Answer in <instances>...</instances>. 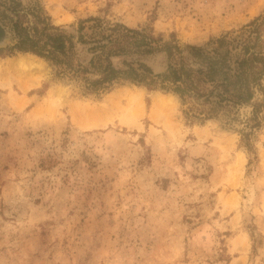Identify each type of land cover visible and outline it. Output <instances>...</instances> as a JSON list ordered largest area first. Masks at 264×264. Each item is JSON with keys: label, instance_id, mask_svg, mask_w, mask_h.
I'll list each match as a JSON object with an SVG mask.
<instances>
[{"label": "rangeland", "instance_id": "1", "mask_svg": "<svg viewBox=\"0 0 264 264\" xmlns=\"http://www.w3.org/2000/svg\"><path fill=\"white\" fill-rule=\"evenodd\" d=\"M40 2L70 33L100 16L182 47L264 15V0ZM1 29L0 48L12 46ZM144 61L167 68L164 51ZM83 85L37 54L0 55V264H264V120L247 139L246 123L186 117L173 91L120 81L87 94ZM124 91L140 95L141 111L78 125L75 109Z\"/></svg>", "mask_w": 264, "mask_h": 264}, {"label": "trees", "instance_id": "2", "mask_svg": "<svg viewBox=\"0 0 264 264\" xmlns=\"http://www.w3.org/2000/svg\"><path fill=\"white\" fill-rule=\"evenodd\" d=\"M0 22L16 39L12 46L0 48V55L17 50L46 58L58 72L82 81L87 94L130 81L175 92L187 106L186 117L218 119L227 128L246 123L247 139L263 125L262 14L240 30L183 47L155 35L151 26L132 28L100 16L80 20L76 32L70 33L53 24L40 0H0ZM160 51L167 55V68L155 73L144 57Z\"/></svg>", "mask_w": 264, "mask_h": 264}, {"label": "bare ground", "instance_id": "3", "mask_svg": "<svg viewBox=\"0 0 264 264\" xmlns=\"http://www.w3.org/2000/svg\"><path fill=\"white\" fill-rule=\"evenodd\" d=\"M27 56L20 55L16 59L17 63L23 66L34 65V63L27 58ZM15 61V60H13ZM28 65V66H29ZM29 86H24V89ZM162 103V98L155 100L153 104L152 114L155 112V108ZM91 107V106H90ZM89 107L84 106L74 110L73 115L78 125L83 128L97 127L101 125H106L109 121H112L118 114L127 112L131 115H135L137 111H141L143 108V103L140 99V95L132 91H124L123 94L120 92L114 93L107 98V101L103 103L102 106L95 107L93 109H88ZM124 122H128L129 117L123 116Z\"/></svg>", "mask_w": 264, "mask_h": 264}]
</instances>
